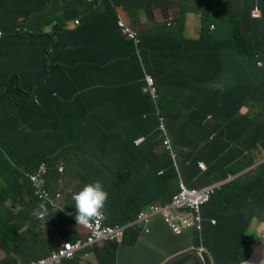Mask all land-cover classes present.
Wrapping results in <instances>:
<instances>
[{
    "label": "trees",
    "instance_id": "trees-1",
    "mask_svg": "<svg viewBox=\"0 0 264 264\" xmlns=\"http://www.w3.org/2000/svg\"><path fill=\"white\" fill-rule=\"evenodd\" d=\"M65 1V6H75L79 12L81 6L88 11L98 3L17 0L0 4V161L8 165L7 171L13 170V179L14 173L24 176L20 167L34 171L46 160L50 178L56 180V160H72L77 152H86L77 191L94 181L97 170L107 180L117 176L118 197L105 214L107 222L113 218L122 223L135 219L150 204L167 202L175 181L205 187L235 176L264 156V0H244L240 15L203 0L200 36L195 40L185 38L179 19L175 31L164 26L151 29L147 24L139 27L140 9L153 17V8L162 6L161 1L168 6L171 0H128L129 6L126 0H104L105 11L95 10L89 16L101 17L100 33L95 22L88 24L89 18L77 27L69 26L77 15L66 21L59 14L57 8L62 10L59 4ZM118 7L125 11L127 23L137 28L138 42L122 34ZM256 9L259 17L253 16ZM212 25L217 28L214 34ZM162 36L164 42L158 40ZM104 44L112 45L110 52ZM26 56L32 57L30 64H25ZM146 74L155 79L156 101L143 94ZM244 106L248 114L241 112ZM118 111L129 113L138 133L117 134L118 127L125 130L129 123ZM140 136L146 142L135 146ZM166 137L176 158L163 149ZM94 151H100L101 164L107 160L117 163V168L125 165L128 173L133 167L132 182L115 172L108 177L101 167L93 166L98 156ZM201 161L206 171L199 169ZM159 171L164 174L158 175ZM12 174L5 175L7 180ZM203 213L221 223L204 234L215 264H256L264 257V163L226 183ZM61 215L67 225L74 222ZM255 217L260 224L258 237L249 232ZM212 233L216 244L211 242ZM136 237L129 234L127 241L132 244ZM55 240L48 241L54 246ZM40 244L41 239L36 240L34 247Z\"/></svg>",
    "mask_w": 264,
    "mask_h": 264
},
{
    "label": "clouds",
    "instance_id": "clouds-1",
    "mask_svg": "<svg viewBox=\"0 0 264 264\" xmlns=\"http://www.w3.org/2000/svg\"><path fill=\"white\" fill-rule=\"evenodd\" d=\"M98 1L102 2V0H98ZM182 1L184 2L185 0ZM160 7L162 9L164 8V6L163 7L160 6ZM156 8L157 7L153 8V17H154V10ZM255 11H257V15L253 14V16L259 17L260 15H258V9L254 10L253 12ZM187 14L188 13L181 15L179 13L175 18H173V20H171L170 18L171 16H169V14H164L159 12L157 15H159V17L162 18L161 23L157 22L156 25L147 24V28L150 27L151 29H154L157 26H164L169 31L170 30L175 31L177 28V20L179 19L183 21V32L185 38L189 40L198 39L200 36L199 30L201 28V14H200L199 22L198 21L196 22L195 30L191 32L189 31L188 20H186L185 18V15ZM76 20H78L79 22L76 23ZM124 20L121 17H118V25L121 29L122 34L125 35L127 39H133L136 42H138L140 39L138 36L137 29L133 25L131 26V24L127 23V21ZM120 21H122L124 23V26L128 28L127 32H125L122 26L119 24ZM72 24L74 26L81 24L80 18L78 16L75 17L73 19ZM216 31L217 28L214 25H212L210 27V32L214 34ZM0 32H1L0 35L1 38L2 36L1 28H0ZM175 35L176 34L174 33L168 38V41L170 43L173 42ZM158 40L164 42L165 37L164 36H162L161 38L158 37ZM214 63H216V61ZM262 65H263L262 62L259 61L258 66H262ZM150 79H152V82L150 81ZM143 94L150 96L154 101H156L159 98V93L156 88L155 79L149 74L145 75ZM241 112L243 114H248L250 110L247 108V106H244L241 109ZM161 129L164 131V127L162 125H161ZM115 131L117 132V134L122 136L138 133L135 130V125L132 118L129 120L128 127L125 130L118 127ZM145 142H146V137L140 136L134 141V145L139 146ZM163 149L167 152H170L173 158H176V155L173 153L172 150L170 139L168 137H166L163 140ZM100 151L99 152L94 151V155L98 154V156L96 159H94L92 163L93 166H95L97 169L101 167V169L107 174L108 177H110L113 174V172H115L119 174L122 179H128L129 181H131L129 174L133 179L132 176L133 167L129 169V173H128L125 165L120 168H117V163L111 165L112 164L111 162L106 163L107 160L103 161L101 164L102 159H100ZM250 153L251 151L248 152L247 155H249ZM254 154L257 155L256 152ZM87 156L88 155L86 154V152H77L74 158L81 159L82 157L86 158ZM75 159L72 160L59 159L54 162V168L58 169L59 171L56 180L50 179L49 163L48 161L43 160L34 171H25L23 166L20 167V169L24 171L23 172L24 176L22 177L20 176L18 178L17 173H14V179L12 174L10 175L12 177L11 180H7V177H5L4 180L0 181V186L4 189H9L12 185V188L10 190V193H8V195H11V193L16 194V201L14 204H10L7 202L6 197L8 195H6L5 202L8 203V207L5 210H0V248L5 245L3 254L6 255L7 262H14V264H66L69 262H74L75 264H81L82 262L85 261V263L98 262L99 264H101V258L99 256V253L103 252L102 259H104V264H115L116 252L121 245L134 246L139 242V240L142 237L152 236L153 234H152L151 224L155 220H160L171 231L173 237L177 242V246L186 248L185 252L177 254L176 256L169 259L164 264H176V263L184 264L185 258L188 255H193V257L195 256L197 259L196 261L197 264H210L207 263L206 258L204 260L206 254L211 255V257L213 258L212 264H215L214 256L206 246L204 234L210 228L216 225L217 220L214 217H205V215L203 216L204 214L203 210L211 202L212 197L215 194H217L220 188L226 185V183L232 181L238 176L245 174L247 171L259 166L261 163H264V156H263L252 167L244 171H240L238 174L228 178L227 180L220 181L212 185H207L205 187H201V186L189 187L186 183L180 181L178 185V189H174L175 191L172 193L171 197L167 202H164L163 204L159 202L151 204L147 208L141 210L138 213L137 217L133 220L118 223L115 222L114 219L112 218L109 223L107 222V215L105 214V212L107 211L108 205L114 207L112 200H114L115 197H118L117 195L118 185L116 184L118 181L117 176L111 177L110 179L108 178L107 180V178L102 176L98 171L97 174L93 176L94 181L84 183V185L77 191L76 188L80 183L78 172L82 169L81 167L77 171L72 188L68 189L65 187V185L63 187L61 186V182H62L61 178L63 179V177L60 174L65 173V166L61 161L77 162L75 161ZM145 161L147 164L150 165L154 164L152 160H145ZM198 167L202 171L207 170L206 164L202 161L198 163ZM157 174L162 176L164 172L159 171L157 172ZM181 184H184L188 190L206 191L208 193V197L202 202L199 208L196 207L197 204L196 202L189 200L182 207L170 210L172 221H167L163 213L154 214L152 208L158 207V208L166 209L173 204L174 197L181 192L180 189ZM27 187L29 188V193H30L29 199L26 198ZM25 202H28L34 206L36 216L44 224L43 229L47 231L46 235L43 237V239L46 242V245L44 244L46 250L42 252L36 251L33 254L32 258L29 259V261L25 263H19L17 261L18 258H16V255H15L16 260L8 258V255L6 253V247L7 250H17L22 252V254H24L23 251L16 249L15 246H12L10 244V241L11 239L14 238V236L12 235L17 233L15 231L17 227L20 226L19 218L17 215V207H13V206L17 205V203H25ZM61 212L64 213L69 219H73L74 222H71V224L69 225H67L65 222H62L60 220V217L62 216ZM141 213H148L150 215L149 216L150 219L147 223L138 222L139 215ZM98 216L101 217V221L104 228H116L118 226V231L120 232V236L118 238L106 239L91 244H87L88 239L92 236V229H91L92 222L95 221V219ZM255 219L257 220L259 225V220L257 217H255L252 220L251 224H253ZM75 228L81 229V232L78 236H76L75 234L74 231ZM49 230L51 231V233H48ZM68 232H70V234L72 233L73 235L72 239L68 237L69 235ZM249 232L254 235V232H251V227H249ZM134 233L137 234V237L135 242L131 244L127 240L129 239V234H134ZM256 234L257 231L255 232L254 236L258 237ZM6 236L8 237L7 239H5ZM52 237H55L56 239L55 240L56 244L54 246H52V243L48 241ZM6 240H8L9 242L7 243ZM78 241L86 245L83 246L80 250H78L74 257L69 259H63L62 261L60 260L57 261V258L54 257V254L59 253L60 250L64 247V244L66 242H68L69 244H75ZM191 242L193 243V246L190 247L191 250L188 251L187 247L188 244ZM211 242L212 244L216 243L215 235L212 236Z\"/></svg>",
    "mask_w": 264,
    "mask_h": 264
},
{
    "label": "crops",
    "instance_id": "crops-1",
    "mask_svg": "<svg viewBox=\"0 0 264 264\" xmlns=\"http://www.w3.org/2000/svg\"><path fill=\"white\" fill-rule=\"evenodd\" d=\"M5 1L11 2V1H17V0H0V4ZM25 1L27 2V0ZM199 1L201 2V4ZM203 2H204L203 0L202 1L201 0H196V1L195 0H185L184 2L182 0H171L169 2V5L167 6V3L161 1L160 4L165 7L163 9L160 6L157 7L154 10V17L147 16L145 11L143 9H140V15H141L140 25H146V24L156 25L157 22L161 23L162 18H160L159 15H157L159 12L164 13V14H169V16H171L170 17L171 20H173V18H175L177 14L179 13L181 15L188 13L187 15H185V18L186 20H188V23H189V31L190 32L194 31L196 28V22L197 21L199 22L200 20V14L202 11L201 8L203 5ZM213 2H217L221 6H226L230 9H234V12L236 15H240V13L243 12L244 0H206L205 3H213ZM65 4H66L65 2L63 3L60 2L59 6L62 7V10L57 8L59 14L61 15L63 14V17L65 18L66 21H69L71 18H73L74 15H77L80 18L81 23L86 18H89V16H92L93 11L95 10H97L99 14L103 13L105 11V6H106L104 5L105 4L104 0H102V2L98 1V3L94 5L91 9H89L88 11H86L85 6H81L82 12H79L77 7L74 6V8H69L68 6H65ZM124 4L126 6H129V1L128 0L124 1ZM117 10L119 13L118 17H121L122 19L126 17L125 11L122 8L118 7ZM99 14L98 16L96 15L94 19L89 18L90 22L88 24L93 25L94 24L93 22H95V27L98 28L102 22V19L99 16ZM260 14L261 12L258 9V15ZM147 17H149L148 21H147ZM154 18L155 20H153ZM124 21H127V19H125ZM103 24L105 25V20L103 21ZM69 26L73 27L74 25L72 24V22H70ZM186 30H187V27H186ZM98 31L100 33L101 29H99ZM104 46H105L106 52H110V50L112 49V45L104 44ZM31 59L32 57L26 56L25 61H24L25 64H30ZM169 70L173 72V69L171 67H169ZM118 114L123 121L130 120L128 119L129 117L128 112L118 111ZM7 166L8 165L0 161V181L4 180L5 175L13 173V170L7 171ZM11 188H12V185L9 189H4L0 186V210H5L8 207V203L5 202V196L8 195V193H10ZM13 207H17V215L19 218V225H20L19 226L20 228L17 232L20 231L21 234L18 236L16 234H13L12 236H14V238L11 239L10 244L12 246H15L16 249H19L24 252V254L20 253L21 255L17 254L16 258H18L17 261L19 263H25L29 261L30 258H32L34 251L42 252L46 250L44 241H43V237L46 234L42 237L41 244L38 247H36L34 250L27 247L28 237H30L35 231L43 229L44 224L36 216L35 209L32 204L28 202L17 203V205H14ZM257 225H258V222L253 223L251 232H256V227L260 226V224L258 226ZM151 229H152L153 235L142 237L136 245L134 246L121 245L116 252L115 264H164L165 262H167L169 259L176 256L177 254H180L186 251V248L177 246V242L175 238L173 237L171 231L166 227V225L162 221L160 220L153 221L151 224ZM192 246H193L192 242L188 244V247H187L188 251L191 250L190 247ZM4 248H5V245L0 248V264H14V262L6 261L7 257L6 255L3 254ZM205 258H207L206 259L207 263H210V264L213 263V258L211 257L210 254H206L204 257V260ZM196 261L197 259L195 256L193 257V255H188L185 258L184 264H197ZM82 263H85V261ZM85 264H99V263L98 262H95V263L88 262Z\"/></svg>",
    "mask_w": 264,
    "mask_h": 264
},
{
    "label": "built area",
    "instance_id": "built-area-1",
    "mask_svg": "<svg viewBox=\"0 0 264 264\" xmlns=\"http://www.w3.org/2000/svg\"><path fill=\"white\" fill-rule=\"evenodd\" d=\"M253 14L257 15V11L253 12ZM78 22L79 21L76 20V23ZM119 24L122 26L125 32L128 31V28L124 26V23L122 21H120ZM150 81L152 82V79H150ZM180 189L181 192L174 197L173 204L170 207L166 209L154 207L152 208L154 214L163 213L167 221H172L170 210L182 207L189 200L196 202V207L199 208L202 202L208 197V193L206 191L188 190L184 184L180 185ZM149 216L150 215L148 213H141L139 215L138 222L147 223L150 219ZM91 229L92 236L88 239L87 244L106 239L118 238L120 236L118 226L116 228H104L100 216H98L95 221L92 222ZM85 245L86 244H82L80 241L75 244H69L68 242H66L60 252L54 254V257L57 258V261L72 258L75 256L77 251Z\"/></svg>",
    "mask_w": 264,
    "mask_h": 264
},
{
    "label": "rangeland",
    "instance_id": "rangeland-1",
    "mask_svg": "<svg viewBox=\"0 0 264 264\" xmlns=\"http://www.w3.org/2000/svg\"><path fill=\"white\" fill-rule=\"evenodd\" d=\"M139 27L142 29V25H139ZM255 73L258 75L259 78H261V76H262L261 74L257 73L256 71H255ZM86 136H89V135L86 134ZM75 161H77V162L61 161L65 166V173L60 174L64 178L63 180L61 178V180H62L61 186L64 187V185H65V187L68 189L72 188L74 181H75V176L77 174V171L79 170V168H81L84 165V159H75ZM59 177H61V176H59ZM178 185H179V182L175 181L173 184L174 189H178ZM29 197H30V193H29V188L27 187L26 198L29 199ZM6 198H7L6 200L8 203L14 204L16 201V194L11 193V195H8ZM254 222H257V220L255 219ZM250 227L252 228L253 224H251ZM18 229H19V227H17V229L15 231L17 232ZM10 231H12V230H10ZM74 231H75L76 236H78L81 232V229L75 228ZM46 232L47 231L44 229H40V230L35 231V233H33L30 237H28V240H31V243H27V247L34 250L35 249V247H34L35 241L40 240L41 237H43L46 234ZM16 234L20 235L21 232L19 231ZM254 235H255V232H254ZM36 236L38 237V239H36ZM7 238L8 237L6 236L5 239H7ZM6 242L8 243L9 241L6 240ZM6 253H7L9 259H15V255L20 254L22 252L17 251V250H7V247H6ZM256 264H264V257H260L259 260L256 262Z\"/></svg>",
    "mask_w": 264,
    "mask_h": 264
},
{
    "label": "bare ground",
    "instance_id": "bare-ground-1",
    "mask_svg": "<svg viewBox=\"0 0 264 264\" xmlns=\"http://www.w3.org/2000/svg\"><path fill=\"white\" fill-rule=\"evenodd\" d=\"M195 1H196V0H195ZM191 2H192V1H191ZM191 2H190V4H191ZM199 2H200V1H199ZM186 3H187V2H186ZM195 3H196V2H195ZM190 4H189V5H190ZM198 4H199V3H198ZM200 4H201V2H200ZM186 7H187V6H186ZM201 9H202V8H201ZM185 10H186V9H185ZM125 14H126V13H125ZM125 14H124V15H125ZM122 17H123V16H122ZM123 19H124V18H123ZM126 19H128V17H127ZM153 20H155V18H154ZM156 20H157V19H156ZM117 25H118V24H117ZM118 26H119V25H118ZM160 45H161V43H160ZM160 47H162V46H160ZM160 47H159V48H160ZM113 51H114V49H113ZM133 61H134V60H133ZM134 62H135V61H134ZM163 64H164V63H163ZM165 67H167V66H165ZM170 67H171V65H170ZM96 87H98V86H96ZM106 87H107V86H106ZM96 89H97V88H96ZM101 89H102V88H101ZM97 93H98V89H97ZM162 121H163V120H162ZM96 124H97V122L95 123V125H96ZM91 125H93V124H91ZM97 125H98V124H97ZM160 125H161V123H160ZM160 128H161V127H160ZM155 129H157V128H155ZM161 131H162V130H161ZM50 155H51V154H50ZM50 155H49V156H50ZM53 156H54V155H53ZM53 156H52V157H53ZM53 158H54V157H53ZM93 160H94V159H93ZM249 162H250V161H249ZM38 165H39V163H38ZM51 167H52V166H51ZM85 167H86V166H85ZM241 167H242V166H241ZM94 169H95V168H94ZM93 171H94V170H93ZM95 171H96V170H95ZM97 171H99V170H97ZM21 174H22V173H20V175H21ZM65 177H66V176H65ZM86 178H87V177H86ZM50 179H51V178H50ZM52 179H53V176H52ZM55 179H56V178H55ZM63 179H64V178H63ZM63 179H62V180H63ZM53 180H54V179H53ZM128 182H129V181H128ZM130 182H132V181H130ZM130 182H129V183H130ZM203 183L205 184V182H203ZM133 185H134V184H133ZM133 185H131V186H133ZM206 185H207V184H206ZM134 186H136V185H134ZM138 188H140V187H138ZM129 191H130V190H129ZM154 191H155V190H154ZM155 192H156V191H155ZM146 197H147V196H146ZM147 198H148V197H147ZM6 199H7V198H6ZM3 200H4V199H3ZM144 200H145V199H144ZM146 200H147V199H146ZM151 201H152V200H151ZM153 201H154V200H153ZM150 205H151V204H150ZM25 210H26V209H25ZM27 210H29V209H27ZM24 212H25V211H24ZM22 215H23V214H22ZM22 215H21V216H22ZM35 218H36V217H35ZM216 219H217V218H216ZM38 220H39V219H38ZM28 221H29V220H28ZM32 222H33V221H32ZM39 222H40V221H39ZM236 222H237V221H236ZM41 223H42V222H41ZM231 223H232V222H231ZM216 224H217V223H216ZM218 224H221V223L219 222ZM218 224H217V225H218ZM233 224H235V222H234ZM21 227H22V226H21ZM214 227H215V225H214ZM218 227H219V226H218ZM221 227H222V226H221ZM212 229H213V227H212ZM215 229H216V227H215ZM218 229H219V228H218ZM213 230H214V229H213ZM220 230L224 231L223 229H220ZM215 231H216V230H215ZM215 231H213L214 234H216ZM34 233H35V232H34ZM206 233H207V232H206ZM214 234L212 233L211 235H214ZM216 235H217V234H216ZM221 238H222V237H221ZM220 241H221V240H220ZM217 243H218V242H217ZM210 244H211V243H210ZM215 244H216V243H215ZM206 245H207V244H206ZM217 245H218V244H217ZM207 246L210 247L209 244H208ZM212 250H213V248H212ZM249 251H250V250H249ZM18 255H19V254H18ZM20 255H21V254H20ZM206 259H207V258H206ZM27 260H28V259H27ZM238 261H239V260H238ZM261 263H262V262H261Z\"/></svg>",
    "mask_w": 264,
    "mask_h": 264
}]
</instances>
